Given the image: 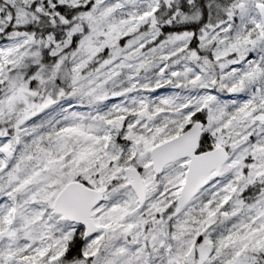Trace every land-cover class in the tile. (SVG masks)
Masks as SVG:
<instances>
[{
    "label": "snow or ice",
    "instance_id": "snow-or-ice-1",
    "mask_svg": "<svg viewBox=\"0 0 264 264\" xmlns=\"http://www.w3.org/2000/svg\"><path fill=\"white\" fill-rule=\"evenodd\" d=\"M0 264H264V0H0Z\"/></svg>",
    "mask_w": 264,
    "mask_h": 264
}]
</instances>
